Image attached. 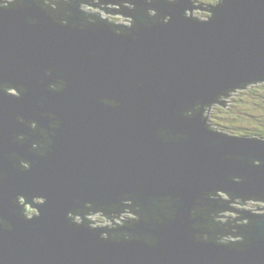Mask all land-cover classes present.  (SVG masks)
Masks as SVG:
<instances>
[{
  "label": "water",
  "instance_id": "obj_1",
  "mask_svg": "<svg viewBox=\"0 0 264 264\" xmlns=\"http://www.w3.org/2000/svg\"><path fill=\"white\" fill-rule=\"evenodd\" d=\"M197 2L180 0L171 13L163 2L151 5L172 19L167 25L141 26L133 33L138 40L115 36L103 25L87 31L61 27L32 0L18 9H0V80L28 88L22 99L0 93V170L7 172L0 181V216L13 225L11 231L0 230V264H264V217L243 213L258 221L250 232L238 229L250 238L240 245L244 251L195 242L190 225L203 217L188 218L195 198L206 190L264 196V166L226 158L231 154L264 161V143L212 134L199 115L185 119L180 114L197 99L210 103L200 108L208 114L214 103L225 107L223 98L237 89L264 83V0H225L211 9L214 19L206 24L182 16L192 7L191 16L198 18L192 15L201 7ZM58 6L50 0L52 10ZM71 10L77 21L81 13ZM25 17L38 23L28 25ZM45 68L54 69L51 77L44 76ZM57 77L67 81L66 88L47 91ZM9 89L3 86L5 92ZM41 96L47 97L42 108L36 104ZM101 99L115 100L117 106ZM44 111L55 113L61 127L51 137V151L39 157L27 150L29 144L12 143L11 134L30 131L16 115L47 128L50 121L40 116ZM160 129L186 139L164 143L156 134ZM32 139H40L39 134ZM12 151L33 161L30 171L11 167L4 154ZM230 176L245 177L246 182H231ZM18 192L30 199L47 196L40 218L25 221L11 213ZM126 193L133 194L127 198L134 196L145 214L149 197L158 202L180 197L173 219L162 216L161 222L150 216L148 223L120 229L154 236L155 246L142 239L101 240L99 230L76 228L65 219L68 210L85 200L110 205ZM77 199L79 205L73 203ZM224 211L237 212L223 201L204 210L207 227L224 231L227 225L215 221Z\"/></svg>",
  "mask_w": 264,
  "mask_h": 264
},
{
  "label": "clouds",
  "instance_id": "obj_2",
  "mask_svg": "<svg viewBox=\"0 0 264 264\" xmlns=\"http://www.w3.org/2000/svg\"><path fill=\"white\" fill-rule=\"evenodd\" d=\"M26 0H0V9H18L25 5ZM41 10L46 12L50 19L60 25L61 27L79 28L80 31H87L94 25H103L115 36H131L133 40H138V33L141 26L150 28L154 25H167L170 23L172 17L170 14H162L160 10L151 5H157L163 2L171 7L168 8V13H171L172 7L178 5L180 0H143L142 4H137L134 0H117V2H106V0H56L58 7L52 10L49 7L50 0H32ZM191 4V0H189ZM225 3V0H204L203 6L200 9L198 18L191 16V8H185L182 16L186 19H190L197 23L206 24L214 19V12L211 9L221 7ZM192 5V4H191ZM32 5L29 4L28 7ZM77 9L81 15L77 21H73L75 13L71 10ZM137 10L139 11V19L136 17ZM25 22L28 25H35L38 20L33 17H25ZM90 55H95V51H92ZM54 69L45 68L44 76L51 77ZM40 84H44V79L38 81ZM7 85L11 91L5 92L3 86ZM53 85H62L58 89L54 90ZM67 81L63 78L57 77L53 82L47 84V91L61 92L66 88ZM237 87V86H236ZM234 87V88H236ZM257 90H264V85L255 86ZM230 89V88H229ZM221 91V93L227 91ZM28 88L22 83L14 84L8 80H0V93L13 98L22 99L27 94ZM47 97L41 96L36 104L38 107H44ZM103 104L109 106H117V101L109 99H101ZM210 103H202L197 99L192 106L183 110L180 114L185 119H195L199 115L200 122L204 129L212 134H217L225 138H247L264 143V135H245L241 132H233L231 130H225L215 126V121L208 123L204 120V116L207 115V109L203 112L200 111L201 106L209 105ZM219 109V105H212V111L216 112ZM41 118H47L50 122L45 127H40L39 121L34 119H26L22 115H16L15 119L19 124L24 125L30 131L13 132L11 134V142L17 146H24L29 144L28 151L39 157H45L50 151L53 144L52 136L56 134L55 130L61 127L59 119L55 113L41 112ZM39 134L40 139H32L36 134ZM157 137L164 143L169 141L176 142L181 139H186L184 134H172L170 130L160 129L157 131ZM211 143L215 144L216 141L212 140ZM4 158L7 159L11 167L20 172H27L31 170L33 161L23 158L18 152L12 151L4 154ZM227 159H237L242 163H247L253 167L264 166V161L256 158L245 160L243 155L233 157L229 154ZM7 177V172L0 170V181H3ZM231 182L244 183L245 177L230 176L228 178ZM131 193H126L123 197L118 198L119 203H113L110 205L97 204L91 201L85 200L82 206L72 207L65 214V219L70 225H74L76 228H85L92 233H96L99 230V238L101 240H111L112 242L119 243L122 240H140L142 239L149 246H155L157 239L151 235L138 236L129 231H120L121 228H134L139 222L143 221L148 223L151 218L161 221V217L167 219H173L176 215L177 209L173 206L176 201L180 199L177 197H164L158 202L155 198L149 197L145 207L148 213L145 214L143 208L136 202V198H127L132 196ZM217 204L223 202H229V206L233 209H243L244 211L229 212L226 213V223L228 227L224 231H213L207 227V216L204 214V210L213 209V202ZM47 203V196L41 194L31 195V199L23 193H16L15 197L11 200L13 207L10 209L13 215H18L25 221H32L41 217V207ZM76 205L80 204L77 199L73 202ZM115 209V211H113ZM129 209L132 210V214L129 215ZM251 213L256 217H264V196L257 195H237L232 190L213 189L206 190L199 194L195 198L194 205L189 211V220H196L197 217H203V222L196 221L190 225L193 230L190 234V238L195 242H214L219 246H228L236 248L239 251H244V247L240 245H247L249 236L246 233L238 231L240 228H245L248 232L252 230V227L258 221L251 220L243 213ZM249 221H252L249 223ZM13 225L8 222L3 216H0V230L11 231Z\"/></svg>",
  "mask_w": 264,
  "mask_h": 264
},
{
  "label": "rangeland",
  "instance_id": "obj_3",
  "mask_svg": "<svg viewBox=\"0 0 264 264\" xmlns=\"http://www.w3.org/2000/svg\"><path fill=\"white\" fill-rule=\"evenodd\" d=\"M199 1V0H198ZM200 10H194L192 12L193 16H199ZM252 85V86H251ZM264 85V83L260 84H250L248 87L253 88V92L237 89L234 94L237 95L235 103L232 105L230 99L233 94H230L228 98H223L222 101H225V107H222L219 104L214 103L213 105H219V109L216 112L212 111V105L208 110L206 122L212 123L215 121V126L219 128H223L226 131L231 130L233 132H241L245 135L251 134V131H260L264 129V90H257L255 86ZM11 91V89L7 90ZM264 132V130H263ZM237 211H244L243 209H236ZM220 212V217L215 215V219L217 218L216 223L219 224V221H223L226 217V213ZM225 221V220H224Z\"/></svg>",
  "mask_w": 264,
  "mask_h": 264
},
{
  "label": "trees",
  "instance_id": "obj_4",
  "mask_svg": "<svg viewBox=\"0 0 264 264\" xmlns=\"http://www.w3.org/2000/svg\"><path fill=\"white\" fill-rule=\"evenodd\" d=\"M201 7H199V10L202 8V6H203V3H204V0H199L198 2H197ZM252 86V85H251ZM251 86H248V87H251ZM247 89V91H250V92H253L254 90H253V88H245V89H243V90H246ZM240 91H242V90H240ZM236 92V94H237V92L238 91H235ZM235 92H233V93H230V94H233L232 95V97L230 98V99H232V101H231V103H232V105L235 103V100L236 99H238L237 98V95L236 94H234ZM229 97V96H228ZM227 97V98H228ZM224 103V102H223ZM264 130V129H263ZM263 130L261 129L260 131H257V132H255V131H251V134H249V135H264V132H263ZM247 135V134H246ZM130 211V213H131V210H129ZM216 221H217V218L215 219ZM219 223H221V224H226L227 225V223H226V221L224 222V223H222L221 221H219ZM227 227H228V225H227Z\"/></svg>",
  "mask_w": 264,
  "mask_h": 264
},
{
  "label": "flooded vegetation",
  "instance_id": "obj_5",
  "mask_svg": "<svg viewBox=\"0 0 264 264\" xmlns=\"http://www.w3.org/2000/svg\"><path fill=\"white\" fill-rule=\"evenodd\" d=\"M233 209V208H232ZM233 210H236V209H233ZM130 212V211H129ZM226 211L222 212L221 215H223V213H225Z\"/></svg>",
  "mask_w": 264,
  "mask_h": 264
},
{
  "label": "bare ground",
  "instance_id": "obj_6",
  "mask_svg": "<svg viewBox=\"0 0 264 264\" xmlns=\"http://www.w3.org/2000/svg\"><path fill=\"white\" fill-rule=\"evenodd\" d=\"M196 1H198V0H196ZM30 199V198H29Z\"/></svg>",
  "mask_w": 264,
  "mask_h": 264
}]
</instances>
